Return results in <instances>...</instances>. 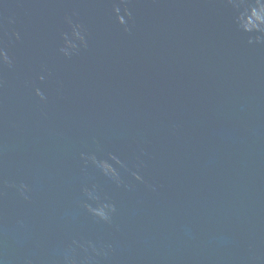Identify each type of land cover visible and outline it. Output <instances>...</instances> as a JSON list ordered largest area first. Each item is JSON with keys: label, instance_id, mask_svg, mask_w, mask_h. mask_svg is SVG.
Wrapping results in <instances>:
<instances>
[{"label": "water", "instance_id": "water-1", "mask_svg": "<svg viewBox=\"0 0 264 264\" xmlns=\"http://www.w3.org/2000/svg\"><path fill=\"white\" fill-rule=\"evenodd\" d=\"M254 6L0 0V264H264Z\"/></svg>", "mask_w": 264, "mask_h": 264}, {"label": "clouds", "instance_id": "clouds-1", "mask_svg": "<svg viewBox=\"0 0 264 264\" xmlns=\"http://www.w3.org/2000/svg\"><path fill=\"white\" fill-rule=\"evenodd\" d=\"M258 2V7H251L250 14L248 12V9L245 8V11L241 13V20H243V27L247 31H252V30H257V31H264V3H261L260 0H257ZM239 7V5H237ZM116 12H120V7H116ZM129 16H131V13H127ZM119 21L121 24H126L125 16L120 15L119 16ZM77 36H80V32L77 31L76 33ZM81 39L83 37L81 36ZM259 39V38H258ZM70 43V42H69ZM71 47H75V45H71ZM62 51L65 52V54H68V48L62 49ZM0 56H3L5 60H9V57L7 56V53L3 51V49H0ZM9 63L11 61L9 60ZM43 94L41 93V96ZM110 167V166H109ZM104 219L108 218V214L103 217Z\"/></svg>", "mask_w": 264, "mask_h": 264}]
</instances>
